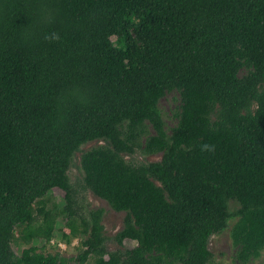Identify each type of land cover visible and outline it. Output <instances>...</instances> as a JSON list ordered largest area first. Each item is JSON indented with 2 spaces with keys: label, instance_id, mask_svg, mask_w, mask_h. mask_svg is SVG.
I'll list each match as a JSON object with an SVG mask.
<instances>
[{
  "label": "trees",
  "instance_id": "obj_1",
  "mask_svg": "<svg viewBox=\"0 0 264 264\" xmlns=\"http://www.w3.org/2000/svg\"><path fill=\"white\" fill-rule=\"evenodd\" d=\"M96 140L83 187L127 212L114 239L131 248L107 249L105 210L84 207L69 176ZM54 188L62 238L86 237L78 255H17V226L53 239ZM232 219L249 264L264 250V0H0V264H209Z\"/></svg>",
  "mask_w": 264,
  "mask_h": 264
},
{
  "label": "rangeland",
  "instance_id": "obj_2",
  "mask_svg": "<svg viewBox=\"0 0 264 264\" xmlns=\"http://www.w3.org/2000/svg\"><path fill=\"white\" fill-rule=\"evenodd\" d=\"M115 39V37H114ZM180 97L177 92H170L164 96L160 101V107L163 111L164 119L166 121L168 132H172V129L177 125L178 118L176 112L180 110ZM104 143L103 141H92L82 146L81 151H78L74 157L69 169V176L72 183L79 190V201L84 207L89 208H103L105 210L103 216V224L105 226L104 233L107 237L106 246L109 251H115L117 249L131 248L136 245V241L127 239L124 242V246H121L115 239V235L123 228L124 220L126 218V211H116L110 204L98 197L91 190L85 189L84 185V170L82 169L81 156L84 150H88L93 146ZM162 157V154L156 153L151 155H143L142 153H136L134 157L127 155L126 158L134 159L135 162H151L158 161ZM65 191L60 188H54L43 201L46 204L47 209H59L57 216V226L53 239L50 242H46L43 239H34L31 242L25 241L21 237V230L23 225L17 226L15 231V238L12 242V248L17 255H21L25 248L36 245L39 250L44 253H59L68 258H75L79 251L80 245L83 240L86 239L83 235L73 236L70 241L64 240L62 238V232L65 229L64 222L65 218L61 215V208L64 204ZM37 207V205H35ZM231 210L237 208V204L234 202L230 203ZM234 223L232 219L230 221V227L227 228L221 234H215L211 237L209 242V247L213 253L212 261L209 264H237L236 251L237 248L233 245L231 238V226ZM68 231V230H66ZM95 258L92 257L88 261L89 264H93ZM70 264H75L71 261ZM249 264H264V250L260 257L252 259Z\"/></svg>",
  "mask_w": 264,
  "mask_h": 264
}]
</instances>
